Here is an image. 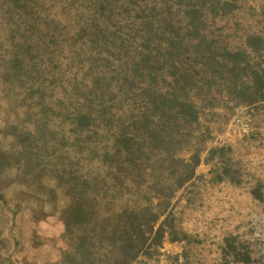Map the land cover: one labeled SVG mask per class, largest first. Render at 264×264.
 <instances>
[{
  "label": "trees",
  "instance_id": "1",
  "mask_svg": "<svg viewBox=\"0 0 264 264\" xmlns=\"http://www.w3.org/2000/svg\"><path fill=\"white\" fill-rule=\"evenodd\" d=\"M260 2L144 0L142 41L131 50L121 23L125 0H81L78 18L66 25L30 13L43 8L41 0H0L7 42L0 66L6 87H18L16 106L30 111L15 132L37 144L54 172L68 175L64 264H131L166 232L176 240L171 214L159 218L195 176L203 149V160L219 159L216 178L239 181L222 161L229 147L205 144L228 104L264 101ZM123 11L124 22L130 10ZM77 36L83 45L57 60L70 76L53 69L43 76V62Z\"/></svg>",
  "mask_w": 264,
  "mask_h": 264
},
{
  "label": "rangeland",
  "instance_id": "2",
  "mask_svg": "<svg viewBox=\"0 0 264 264\" xmlns=\"http://www.w3.org/2000/svg\"><path fill=\"white\" fill-rule=\"evenodd\" d=\"M41 1L43 8L37 4L30 12L34 16L49 13L64 25L78 18L73 9L81 0ZM127 1L122 5L121 23H125L123 31L130 33L132 50L142 41L146 13L141 9L144 0ZM82 5L87 6L86 2ZM251 5L247 2L246 7ZM124 9L130 13L123 22L127 14ZM255 9L261 14L264 2ZM260 27L264 29V23ZM78 39L63 46V53L58 51L53 61L43 62V76L49 69L70 76L61 71L64 65L57 60L67 48L83 45ZM6 43L0 35V55ZM88 50L92 55L95 52ZM79 56L92 62L84 50ZM115 56L111 55L109 63ZM53 62L59 67L50 64ZM17 89L14 84L6 87L0 66V264H64L67 244L63 233L68 222L63 219V209L68 198L63 184L68 175L54 172L45 154H38L37 144L15 132L19 131L18 119L28 121L30 116L26 106H16ZM54 93L59 94V87ZM211 127L205 148L228 146L222 161L236 171L239 181L216 178L213 170L219 166V159L203 160V149L195 176L175 191L167 211L159 218L162 221L171 214L177 239L171 240L166 232L157 248L141 253L131 264H264V101L238 107L228 104L222 119L213 121ZM181 155L187 157L188 152ZM257 194L261 198L254 196Z\"/></svg>",
  "mask_w": 264,
  "mask_h": 264
},
{
  "label": "built area",
  "instance_id": "3",
  "mask_svg": "<svg viewBox=\"0 0 264 264\" xmlns=\"http://www.w3.org/2000/svg\"><path fill=\"white\" fill-rule=\"evenodd\" d=\"M237 121H238V119H237Z\"/></svg>",
  "mask_w": 264,
  "mask_h": 264
}]
</instances>
